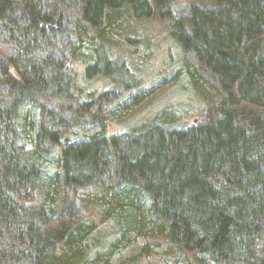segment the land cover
I'll list each match as a JSON object with an SVG mask.
<instances>
[{
	"label": "trees",
	"instance_id": "1",
	"mask_svg": "<svg viewBox=\"0 0 264 264\" xmlns=\"http://www.w3.org/2000/svg\"><path fill=\"white\" fill-rule=\"evenodd\" d=\"M172 2L0 0V264H264V0ZM125 16L167 23L195 122L105 131L152 93L121 98L141 82L105 38ZM82 45L106 89L74 79Z\"/></svg>",
	"mask_w": 264,
	"mask_h": 264
},
{
	"label": "rangeland",
	"instance_id": "2",
	"mask_svg": "<svg viewBox=\"0 0 264 264\" xmlns=\"http://www.w3.org/2000/svg\"><path fill=\"white\" fill-rule=\"evenodd\" d=\"M175 13H183L192 4L209 7L212 0H172ZM113 26V25H112ZM106 39H111L113 56L118 54L124 58L130 70L141 78L136 88L126 90L122 100L130 96L136 99L137 92L151 89V95L130 105L123 114L116 115L109 122L105 131L107 134L117 133L134 126L166 120L172 124L183 125L185 122H195L203 110L204 103L194 93L186 79L185 66L180 47L169 37L166 22L138 20L132 16L123 17L118 25L106 33ZM131 37L134 44H128L126 38ZM86 46V45H85ZM85 46H81L79 57L71 60V71L78 86L88 91H99L103 87L101 80L86 82L83 80ZM96 80V79H94ZM92 80V81H94ZM121 102V100H118ZM116 103V102H115ZM114 104L112 107L114 108ZM25 109L23 110V112ZM31 115V113H29ZM166 117V119L164 118ZM98 127L85 129L76 128L67 139L85 138L97 131ZM44 176L50 175L58 166L57 153L46 156ZM137 216L141 220L142 216ZM149 216V215H148ZM140 222V221H139ZM139 224L148 228L147 219Z\"/></svg>",
	"mask_w": 264,
	"mask_h": 264
}]
</instances>
